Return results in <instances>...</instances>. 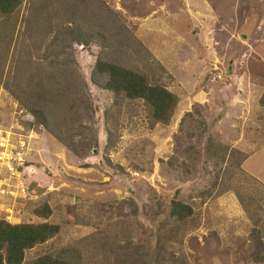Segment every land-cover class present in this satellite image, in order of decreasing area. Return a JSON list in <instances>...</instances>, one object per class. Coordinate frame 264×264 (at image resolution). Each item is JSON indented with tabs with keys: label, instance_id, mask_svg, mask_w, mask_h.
Listing matches in <instances>:
<instances>
[{
	"label": "rangeland",
	"instance_id": "1",
	"mask_svg": "<svg viewBox=\"0 0 264 264\" xmlns=\"http://www.w3.org/2000/svg\"><path fill=\"white\" fill-rule=\"evenodd\" d=\"M67 1L23 0L0 16V120L38 136L28 193L0 196V217L60 228L24 264L63 251L74 264H264V0H103L136 39L123 55L177 95L168 123L94 83L99 44L57 40L72 22ZM50 64L81 72L92 105L68 145L6 81ZM173 201L192 214L176 221Z\"/></svg>",
	"mask_w": 264,
	"mask_h": 264
},
{
	"label": "trees",
	"instance_id": "2",
	"mask_svg": "<svg viewBox=\"0 0 264 264\" xmlns=\"http://www.w3.org/2000/svg\"><path fill=\"white\" fill-rule=\"evenodd\" d=\"M22 1L0 0V16L7 20L13 18ZM66 8L72 22L62 27L57 40L69 37L84 46L99 44L94 83L110 90L116 103L142 100L155 121L170 122L178 104L177 95L138 69L131 62L134 56L123 55L136 39L124 25L110 23L111 17L115 16L110 7L103 0H68ZM81 12L96 15L97 21L84 24ZM123 34V39L127 38L128 42L119 39ZM145 51L148 54V50ZM69 69L68 64H63L57 72L50 64L46 66L49 72H9L6 78L13 95L38 117L40 125L67 145L88 130L85 123L92 119V105L82 74ZM208 151L213 150L209 148ZM37 214L47 218L51 208L45 205L37 210ZM171 214L180 222L192 214V208L173 201ZM59 230L58 225L48 222L13 224L0 218V264H24L28 250L46 243L58 235ZM63 252L42 256L34 264H74L71 256Z\"/></svg>",
	"mask_w": 264,
	"mask_h": 264
},
{
	"label": "built area",
	"instance_id": "3",
	"mask_svg": "<svg viewBox=\"0 0 264 264\" xmlns=\"http://www.w3.org/2000/svg\"><path fill=\"white\" fill-rule=\"evenodd\" d=\"M21 112L25 113L24 110ZM26 118L32 120L34 116L26 114ZM13 127L7 128L0 120V196L16 200L28 193L23 179L33 167L29 160L36 150L38 136L35 133L23 134L21 131H14ZM7 215L4 216L5 219Z\"/></svg>",
	"mask_w": 264,
	"mask_h": 264
}]
</instances>
